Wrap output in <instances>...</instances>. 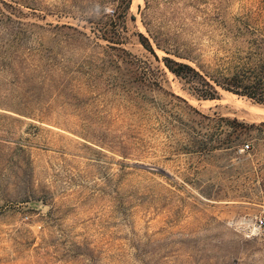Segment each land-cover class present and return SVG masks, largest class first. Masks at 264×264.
Listing matches in <instances>:
<instances>
[{
	"label": "rangeland",
	"instance_id": "374dc122",
	"mask_svg": "<svg viewBox=\"0 0 264 264\" xmlns=\"http://www.w3.org/2000/svg\"><path fill=\"white\" fill-rule=\"evenodd\" d=\"M115 3L0 0V264H264V103L198 97L147 31L205 61L264 0Z\"/></svg>",
	"mask_w": 264,
	"mask_h": 264
},
{
	"label": "trees",
	"instance_id": "16d2710c",
	"mask_svg": "<svg viewBox=\"0 0 264 264\" xmlns=\"http://www.w3.org/2000/svg\"><path fill=\"white\" fill-rule=\"evenodd\" d=\"M130 0H116L112 13L122 17L126 14ZM232 22L247 28L254 26L256 19L236 18ZM223 25L225 21L216 19ZM104 32L101 27H95ZM156 47L177 58L162 55L164 65L178 78L182 79L198 97L213 98L217 87L244 96L258 103H264V34L258 36H233L238 45L226 47L223 54L201 61L192 48L178 42L174 37H162V31L147 29ZM147 49L156 57L147 41Z\"/></svg>",
	"mask_w": 264,
	"mask_h": 264
},
{
	"label": "built area",
	"instance_id": "2783aa9c",
	"mask_svg": "<svg viewBox=\"0 0 264 264\" xmlns=\"http://www.w3.org/2000/svg\"><path fill=\"white\" fill-rule=\"evenodd\" d=\"M244 147H247L248 144L247 143H244L243 144ZM257 227H259L262 231H264V220L261 219L260 217H257Z\"/></svg>",
	"mask_w": 264,
	"mask_h": 264
}]
</instances>
